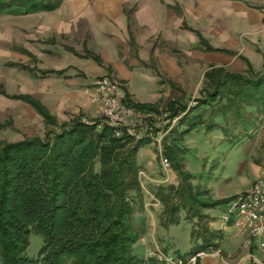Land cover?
<instances>
[{"label":"trees","instance_id":"obj_1","mask_svg":"<svg viewBox=\"0 0 264 264\" xmlns=\"http://www.w3.org/2000/svg\"><path fill=\"white\" fill-rule=\"evenodd\" d=\"M59 7L60 3L52 5L49 0H0V14H32ZM94 59L101 63L99 58ZM41 73L43 77L53 74ZM157 74L160 76L159 71ZM204 78L197 107L188 108L179 101L169 105L172 118L184 114L179 125L187 129L182 136L206 124L201 115L192 117L203 104L213 110L216 104L222 105L224 124L209 123L206 127H219L225 136L238 127H231L232 116L239 121V128L253 127L257 119L245 112V106L256 107L260 119H264V74L247 80L224 68L211 67ZM123 90L124 102L129 106L142 112L161 113L157 104L133 103L127 89ZM3 94L30 105L43 118L45 130L43 136L0 141V264H145L134 255V244L142 235L134 216L135 201L143 196L137 156L150 140L137 139L126 132L117 137L115 129L102 120L86 123L76 118L60 123L31 96ZM5 128L0 125V130ZM170 133L163 140V152L179 184L169 189L159 187L155 193L163 206L160 223L164 227L177 223L182 209L189 218L208 220L202 210L228 200L205 202L208 193L191 185V176L184 167L185 151L176 141L170 142ZM32 233L44 239L38 259L28 256ZM196 234L202 244H196L190 252L192 256L218 251L219 232L211 230L208 223ZM149 263L165 264L155 258L149 259Z\"/></svg>","mask_w":264,"mask_h":264},{"label":"rangeland","instance_id":"obj_2","mask_svg":"<svg viewBox=\"0 0 264 264\" xmlns=\"http://www.w3.org/2000/svg\"><path fill=\"white\" fill-rule=\"evenodd\" d=\"M49 1L52 5L60 3L61 7L64 3L69 2L104 5L112 2L131 3L154 0ZM160 2L168 10L174 12L177 21H181L180 30L182 33L199 39L198 45L203 54L199 60L190 57L187 52L178 51L169 45L162 46L171 55L172 62H177L180 67H184L183 75L186 76L188 82L186 96L182 99L183 105L188 108L198 106L196 100L202 97L200 93L205 81L204 74L211 67L224 68L234 76H240L247 80L264 74V0H160ZM60 7L32 14L2 13L0 14V35L15 34V38L18 40L21 38L19 35L38 33L40 32L41 19L47 16L55 17ZM2 39L3 37L0 36V125L6 126V128L0 130V141L17 142L27 137L43 136L45 130L43 119L29 105L22 101L11 100L3 94L4 92L9 95L20 94L33 89L28 78H38L39 72H35L33 75L29 72L25 74L22 71L36 70L31 66L36 64L37 58L34 55L31 57L25 54L22 51L24 49L20 50L24 47H20L22 45L20 42L14 41L8 45ZM120 50L123 56L119 58L118 62L116 58L114 64H121L125 59V63L130 64L136 59L134 49L128 57H125L122 47L119 48ZM174 51L180 53L176 54ZM8 52L13 55L10 56ZM21 54L30 57L29 63L12 62L18 61ZM105 64L114 66L108 61ZM40 75L43 77L42 73ZM105 76L116 80L122 89L127 87V84L119 79L115 69L111 73H106ZM166 85L169 86V84ZM91 87L93 88V85ZM167 90L169 91L170 88ZM89 96L94 111L81 113L79 118L83 117V121L89 123L103 121L104 118L97 114V105L93 103L94 92ZM223 105H226V101L223 102ZM220 106L222 105L216 104L213 110L210 105L203 104L194 110L192 117L201 115L206 124L217 123L222 126L224 118L220 113ZM244 109L246 113H251L253 118L256 117L257 121L253 127L249 128L251 134L245 135V138H241L240 142L238 139H240L241 133L234 139L231 138L240 126L235 116H232L231 127L236 125L238 127L235 130H230V134L226 135L231 141L223 140L225 134L219 127L209 130L206 124L182 136L181 133L187 129V126L180 128L179 125L184 114L172 118L166 106L162 108L160 114L144 112L148 116L144 118L143 123L133 127L139 136L138 139L147 138L150 140L149 144L140 149L137 156L143 196L141 200L135 201L136 213L134 216L135 226L142 232L141 237L134 244V255L145 261V264H151L149 263L151 258L159 261L164 254L167 258L191 262L194 256L190 252L196 244H202V240L197 237L196 233L205 228L207 223L211 230L220 229L222 215L227 205L221 204L216 207L204 208L202 212L209 216L208 220L189 218L187 211L182 209L179 214L180 220L177 223L168 227L161 225L163 206L156 199L155 193L159 187L169 189L172 186L177 187L179 184V178L173 168H165L162 163V159L165 158L164 138H167L172 132V136L169 137L170 142L176 141L179 143L180 149L185 151L183 154L185 171L191 176L190 183L195 190L208 193L204 198L205 202H211L213 199L215 202L231 199L238 192H246L252 188L251 183L256 165L261 164L264 169V153L262 151L264 119H260L256 107L245 106ZM71 116L68 112L63 113L59 121H70L72 120ZM76 117L78 116L76 115ZM190 123L193 121L191 120ZM247 124L248 122H246ZM99 169L100 167L97 165V170L99 171ZM212 220L215 221L214 229L210 225ZM43 245V237L40 234L32 233L28 256L38 259ZM246 248L248 247L246 246ZM217 254L210 253V255ZM224 258L226 257L223 254L222 259Z\"/></svg>","mask_w":264,"mask_h":264},{"label":"crops","instance_id":"obj_3","mask_svg":"<svg viewBox=\"0 0 264 264\" xmlns=\"http://www.w3.org/2000/svg\"><path fill=\"white\" fill-rule=\"evenodd\" d=\"M174 16V12L168 10L160 0L112 2L104 5H92L87 2L64 3L55 17L47 16L41 19L40 32L19 35L21 38L18 40L15 34L0 35L4 43L11 45L18 41L22 44L20 47L24 46L20 50L24 49L37 58L36 64L31 66L36 68L34 73L29 70L22 71L33 75L39 72L38 78H28L33 89L12 95L31 96L41 102L58 120L61 114L68 112L72 115V120L77 118L83 121V117L79 118L81 113L94 111L89 96L94 92L91 87L93 81L108 77L105 76L106 73L115 69L119 79L127 84L125 88L130 94V99L134 100H131L133 103L157 104L159 111L164 106L169 108L170 103L174 101L182 103L188 82L183 75L184 67L172 62L171 55L162 46L169 45L199 60L203 54L198 45L199 39L182 33L181 21H177ZM121 47L125 57L134 49L136 59L130 64L125 63L126 59L121 64H114L116 58L118 62L123 56L121 50L119 51ZM94 56L99 58L101 63L97 62ZM28 61L30 57L21 54L18 61L12 62L24 64L29 63ZM106 61L114 66H107ZM45 71H51L53 74L41 77L40 73ZM58 72L63 74L60 76L56 74ZM182 127L185 125H180V128ZM200 127L202 126L198 128ZM239 133L240 142L245 135L251 134V130L237 128L231 138L239 136ZM223 140L231 141L226 136ZM262 171L261 164L254 167L251 186ZM231 199L225 200L229 202ZM210 225L214 229L215 221L212 220ZM236 229L221 220L220 229L216 230L221 238L217 241L219 249L212 253L218 254L206 255L202 261L200 259V264H251L252 261L264 264V249H261L257 242L253 247L246 248L248 235ZM223 254L226 257L224 259Z\"/></svg>","mask_w":264,"mask_h":264},{"label":"built area","instance_id":"obj_4","mask_svg":"<svg viewBox=\"0 0 264 264\" xmlns=\"http://www.w3.org/2000/svg\"><path fill=\"white\" fill-rule=\"evenodd\" d=\"M93 103L97 105V114L104 118L103 123L115 129L117 137L125 132L138 139L133 127L141 125L146 115L124 102L125 93L120 84L109 78L100 77L93 83ZM264 126V124H263ZM264 153V145L262 146ZM165 168H171L166 158L162 159ZM222 220L227 226H234L240 233L248 235L246 246L253 247L257 242L264 249V169L260 177L253 183L252 188L246 192L235 195L226 205ZM207 253H199L191 262L182 259L167 258L164 254L159 262L165 264H197L198 258Z\"/></svg>","mask_w":264,"mask_h":264}]
</instances>
